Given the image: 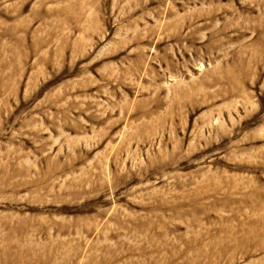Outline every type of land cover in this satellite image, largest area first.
Returning <instances> with one entry per match:
<instances>
[{
	"label": "rangeland",
	"instance_id": "obj_1",
	"mask_svg": "<svg viewBox=\"0 0 264 264\" xmlns=\"http://www.w3.org/2000/svg\"><path fill=\"white\" fill-rule=\"evenodd\" d=\"M0 264H264V0H0Z\"/></svg>",
	"mask_w": 264,
	"mask_h": 264
}]
</instances>
